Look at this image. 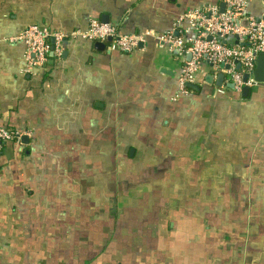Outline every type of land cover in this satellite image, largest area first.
Instances as JSON below:
<instances>
[{"label": "crops", "instance_id": "1", "mask_svg": "<svg viewBox=\"0 0 264 264\" xmlns=\"http://www.w3.org/2000/svg\"><path fill=\"white\" fill-rule=\"evenodd\" d=\"M210 5L225 9L0 0V128L22 135L0 153V264H85L104 237L114 251L92 264H264V82L242 95L203 63L198 89L180 91L190 58L151 37L131 53L66 41L28 71L14 41L32 25L69 33L91 20L178 37L180 17ZM245 12L262 20L263 0Z\"/></svg>", "mask_w": 264, "mask_h": 264}, {"label": "built area", "instance_id": "2", "mask_svg": "<svg viewBox=\"0 0 264 264\" xmlns=\"http://www.w3.org/2000/svg\"><path fill=\"white\" fill-rule=\"evenodd\" d=\"M247 2L248 0H224L225 9L222 12L217 6L210 5L200 11L185 13L179 22H185L187 29L178 37L172 32L156 34L151 31L123 35L113 24L91 20L85 31L69 33L49 31L32 25L21 31L14 41L25 45L26 69L32 71L59 60L66 41L106 42L110 39L112 49L131 53L146 38L151 37L169 52L176 51L181 56L190 55L189 61L181 69L180 91H184L186 84L196 81L204 63L212 76L223 74L226 83L239 92L243 87L256 85L252 77L255 55L264 52V22L246 15ZM245 19L247 26L243 27L241 21ZM50 40L53 41L52 45ZM236 65H239L238 69ZM243 75H248L245 81ZM21 137L20 133L0 128V151L7 142Z\"/></svg>", "mask_w": 264, "mask_h": 264}, {"label": "water", "instance_id": "3", "mask_svg": "<svg viewBox=\"0 0 264 264\" xmlns=\"http://www.w3.org/2000/svg\"><path fill=\"white\" fill-rule=\"evenodd\" d=\"M264 2V0H263ZM224 7V5H222L221 10H223L222 8ZM262 21H264V18L262 19ZM241 25L243 27L247 26V20H243L241 21ZM106 41H110V39H107ZM51 45L53 44V41L50 40ZM98 46H103L102 43H97ZM53 47H51L52 49ZM188 58H190V55H187ZM222 67V66H221ZM225 69H228L227 66H224ZM236 68H239V65H236ZM252 77L254 79L255 82L257 83H263L264 82V52H259L258 54L255 55V60H254V70L252 72ZM248 78V75H243V81H245ZM215 84L217 86H220L221 83L223 82V75L222 74H218L215 77ZM207 81L211 82L212 81V76H208L207 77ZM187 87H189L190 89L193 90H197L198 88L196 87V85L194 84H186ZM230 88H232V85H229ZM249 91L248 87H244L241 90L242 95H246V93Z\"/></svg>", "mask_w": 264, "mask_h": 264}, {"label": "trees", "instance_id": "4", "mask_svg": "<svg viewBox=\"0 0 264 264\" xmlns=\"http://www.w3.org/2000/svg\"><path fill=\"white\" fill-rule=\"evenodd\" d=\"M226 89H228L227 87H225ZM6 129V128H5ZM7 130H9V129H7ZM11 131V130H10ZM4 148V147H3ZM3 150V149H2ZM2 150L0 151V153L2 152ZM186 193H184L183 195H185ZM196 198H197V200H200V195L197 193V195H196ZM232 198H234V197H232ZM238 198V197H237ZM134 210H137L138 211V208H136V209H134ZM133 210V211H134ZM203 210L204 209H200V211H201V213L203 212ZM136 211V212H137ZM211 215H215V214H211ZM115 247L114 246H111V243H110V240L108 239V237H104V238H101V240H100V246H99V254L97 255V257H93V258H91L90 260H86V261H84L85 262V264H92L99 256H100V258H101V256H102V254L106 257V258H109V255H108V253L109 252H113L114 250H112V249H114ZM127 255H120V256H110V257H114L116 260H118V259H121L122 261H126L127 262V257H126ZM103 257V256H102Z\"/></svg>", "mask_w": 264, "mask_h": 264}]
</instances>
